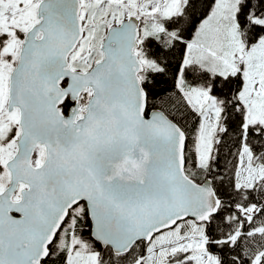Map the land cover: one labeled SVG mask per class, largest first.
Masks as SVG:
<instances>
[{"label":"snow or ice","instance_id":"6c2138e0","mask_svg":"<svg viewBox=\"0 0 264 264\" xmlns=\"http://www.w3.org/2000/svg\"><path fill=\"white\" fill-rule=\"evenodd\" d=\"M0 264H264V0H0Z\"/></svg>","mask_w":264,"mask_h":264}]
</instances>
